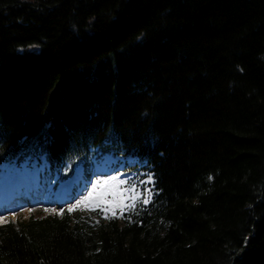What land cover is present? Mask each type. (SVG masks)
Instances as JSON below:
<instances>
[{
  "label": "trees",
  "instance_id": "16d2710c",
  "mask_svg": "<svg viewBox=\"0 0 264 264\" xmlns=\"http://www.w3.org/2000/svg\"><path fill=\"white\" fill-rule=\"evenodd\" d=\"M129 157L147 203L2 224L0 264H264V0H0V171Z\"/></svg>",
  "mask_w": 264,
  "mask_h": 264
},
{
  "label": "rangeland",
  "instance_id": "374dc122",
  "mask_svg": "<svg viewBox=\"0 0 264 264\" xmlns=\"http://www.w3.org/2000/svg\"><path fill=\"white\" fill-rule=\"evenodd\" d=\"M134 163L133 157L127 158L116 167L110 158L102 162L92 159L87 169L78 165L73 168L71 176L65 172L60 178L45 172V176L42 175L43 167L46 172L49 171L46 162L40 164L34 161L26 162L19 168L20 172L17 168H8L7 171L0 173V201L3 197L5 202L2 208L0 205V225L10 221L18 224L32 218L40 219L54 214L62 216L68 211L75 218L80 215L95 227L111 216L132 211L152 194L147 183L148 178L138 174L139 171L129 169ZM87 171L90 172L89 176L86 175ZM21 174L27 176V180L24 177L21 181ZM113 177H118L119 180L113 181ZM65 181L69 183L67 186L64 185ZM98 181L100 183H97ZM104 181L109 183L104 184ZM119 181L126 183L120 184ZM133 186L134 191L125 192V189ZM27 187L32 196L30 199L25 197L26 193L19 196V191L25 192ZM7 193L14 198L10 203V198L4 199ZM35 199L38 201L32 203L27 201ZM23 200L27 202H20ZM81 201L84 203H80Z\"/></svg>",
  "mask_w": 264,
  "mask_h": 264
},
{
  "label": "snow or ice",
  "instance_id": "6c2138e0",
  "mask_svg": "<svg viewBox=\"0 0 264 264\" xmlns=\"http://www.w3.org/2000/svg\"><path fill=\"white\" fill-rule=\"evenodd\" d=\"M113 179V181H118L119 180V178L118 177H113L112 178ZM150 182V181H149ZM97 183H100L99 181L97 182ZM109 183V181H104V184H108ZM119 183L120 184H124V183H126V181H119ZM132 191H134V186L132 187V188H129V189H125V192H132ZM89 196H91V193H89ZM130 199H135V197H129ZM148 202V200L147 199H145L144 200V203H147ZM80 203H84L83 201H81ZM130 206H134V205H130ZM73 209H69V211H72Z\"/></svg>",
  "mask_w": 264,
  "mask_h": 264
},
{
  "label": "bare ground",
  "instance_id": "6f19581e",
  "mask_svg": "<svg viewBox=\"0 0 264 264\" xmlns=\"http://www.w3.org/2000/svg\"><path fill=\"white\" fill-rule=\"evenodd\" d=\"M30 175H31V174H30ZM24 177H25V180H27V176H25L24 174H23V175L21 174V179H20V180L23 181V180H24ZM17 181H18V179H17ZM7 188H9V187H7ZM29 192H30V189H29V187H27V188H26V191H25V193H26L25 197L30 199V198H32V196H31V193H29ZM10 196H11V195H10L9 193H7V194L4 196V199H5V200H8V199L10 198Z\"/></svg>",
  "mask_w": 264,
  "mask_h": 264
}]
</instances>
